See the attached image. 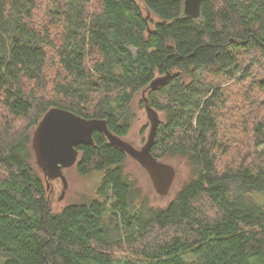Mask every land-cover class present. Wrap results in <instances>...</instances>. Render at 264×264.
Returning a JSON list of instances; mask_svg holds the SVG:
<instances>
[{
  "label": "trees",
  "instance_id": "trees-1",
  "mask_svg": "<svg viewBox=\"0 0 264 264\" xmlns=\"http://www.w3.org/2000/svg\"><path fill=\"white\" fill-rule=\"evenodd\" d=\"M183 1L0 0V264H264V76L247 98L222 86L264 66V0H201L196 18ZM166 71L145 95L163 113L152 154L189 165L173 197L149 205L94 131L74 164L94 195L52 211L31 145L45 112L123 137Z\"/></svg>",
  "mask_w": 264,
  "mask_h": 264
},
{
  "label": "water",
  "instance_id": "water-1",
  "mask_svg": "<svg viewBox=\"0 0 264 264\" xmlns=\"http://www.w3.org/2000/svg\"><path fill=\"white\" fill-rule=\"evenodd\" d=\"M200 9L201 0L183 1V13L186 16L196 18L200 14ZM149 14L150 12L147 11L145 21ZM147 30L151 31L149 26ZM179 73L180 71H166L156 75L142 90L141 95L149 121V129L146 140L140 147H135L123 137L113 133L103 118H86L64 108H49L34 128L31 140L36 163L43 172L46 187L48 188L49 180L60 178L63 183L60 198L63 197V191L67 187L63 170L76 163L79 153L77 146L93 144L92 134L94 131H99L104 134L109 143L124 151L145 169L159 195L168 194L175 176V169L173 165L156 158L151 152L160 118L157 110L149 104L145 92L165 86L172 77Z\"/></svg>",
  "mask_w": 264,
  "mask_h": 264
},
{
  "label": "rangeland",
  "instance_id": "rangeland-1",
  "mask_svg": "<svg viewBox=\"0 0 264 264\" xmlns=\"http://www.w3.org/2000/svg\"><path fill=\"white\" fill-rule=\"evenodd\" d=\"M150 28L154 27L157 17L152 15L150 16ZM263 63V60H261ZM264 64V63H263ZM258 75L256 76V74ZM264 76V66L260 69H254L252 72V78L248 79L244 83H238L235 80L224 81L222 82L223 90L229 92H236L239 90L240 95L247 98L250 93H253L255 82L261 79ZM254 80V82H252ZM227 92L226 95H229ZM256 95V94H255ZM264 98V95L261 96ZM142 95L141 92L137 93L131 104H130V114H131V126L129 132L123 136V139L133 144L135 147H140L146 140L149 121L147 119L143 103H141ZM232 103H230V106ZM160 121L163 119V113L157 111ZM244 133L241 136V139L246 138L247 136ZM167 163L173 165L175 169V176L171 185V188L166 195H159L152 183L151 180L145 171V169L139 165L135 160L130 157H127L123 164V169L128 173L136 182V185L141 190L142 195L147 199V202L151 206H164L174 195V193L179 189L180 185L183 183L185 178L189 175V165L184 159H166ZM63 174L67 180V187L63 191V197L60 198L63 190V183L60 178L54 180H49V194L48 200L51 206L52 211H59L65 205L83 200L85 197L93 196V192L98 183V177L96 174L81 175L75 168V165H72L69 168L63 170ZM118 257L122 255L117 254Z\"/></svg>",
  "mask_w": 264,
  "mask_h": 264
}]
</instances>
